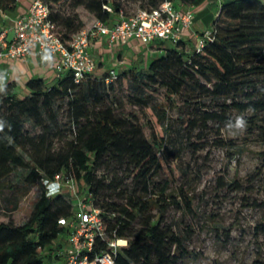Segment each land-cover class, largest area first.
<instances>
[{
  "label": "trees",
  "instance_id": "1",
  "mask_svg": "<svg viewBox=\"0 0 264 264\" xmlns=\"http://www.w3.org/2000/svg\"><path fill=\"white\" fill-rule=\"evenodd\" d=\"M17 1L0 0V13L15 10ZM123 1L47 0V3L51 19L67 39L84 26L75 11L78 7L94 20L110 23L121 13L128 15ZM133 1L140 3L139 8H150L163 0ZM119 79L146 89L153 85L162 88L170 103L186 94L182 101L198 103L200 108L205 105L203 98L208 96L220 109L202 112L199 117L203 122L229 121L225 112L231 108L239 114L250 110L252 115L243 118L251 129H258L264 143V0L221 1L210 35L199 50L182 38L152 59L144 71L123 69L120 73L115 71L114 77L109 71L104 76L89 73L79 82L74 81L70 72H65L49 86L41 78L28 79L23 96L12 91L10 82L5 86L6 91H0L3 124L0 191L3 179L16 167L24 169L25 185L53 179L62 173L65 178L74 179L78 192L86 188L93 206L99 209L106 233L126 240L118 248L114 264H177L187 255L184 238L162 218L169 205L177 201L166 192V183L157 186L153 181L161 165L160 151L169 137L168 124L162 123L167 118L166 112L157 106L145 107L150 110L147 135L136 116L116 112L105 101L108 90ZM234 94H244V99L236 100ZM136 97L143 105L145 95ZM61 98L67 99V112L74 129L66 146L55 149L45 119L56 122L54 104ZM226 99L230 101L226 103ZM26 121L41 130L31 134L25 128ZM194 123L196 120L192 118L191 124ZM216 142L219 146L232 143L222 138ZM259 157V166L248 177L251 182L264 179V148ZM113 164L116 172L123 170L130 176L129 185H122V179L107 180L106 174H97L102 167L110 168ZM261 186L264 188V181ZM26 191L25 188L23 193ZM72 199L66 193L48 196L42 190L22 224L0 223V264L50 261L51 245L60 233L66 232L59 219L76 213ZM182 202L187 210L191 209L188 195L182 194ZM260 203L264 206V202L253 204ZM257 229L264 233V223ZM105 246L99 240L97 250ZM253 264H264V259H255Z\"/></svg>",
  "mask_w": 264,
  "mask_h": 264
},
{
  "label": "rangeland",
  "instance_id": "2",
  "mask_svg": "<svg viewBox=\"0 0 264 264\" xmlns=\"http://www.w3.org/2000/svg\"><path fill=\"white\" fill-rule=\"evenodd\" d=\"M123 5L125 12L132 14L140 3L124 0ZM65 10L69 11L68 8ZM75 11L83 20V27H88L93 22V16L82 7ZM159 55L141 62L129 59L122 64H112V67L117 73L129 68L144 71L149 62ZM105 73L106 71L99 70L93 72L94 76H104ZM11 83L12 89L14 83ZM7 84L0 89L6 91ZM46 85L49 86L50 83ZM18 93L23 96L26 91ZM138 95H145L143 105L137 101ZM183 97L170 103L162 88L153 85L146 89L143 85L136 86L119 79L113 89L108 90L105 99L115 107L116 112L136 116L147 135L149 128L146 121L150 110L145 107L157 106L166 112L167 118L162 119V123L168 124L169 137L165 148L160 151L161 165L153 181L157 186L166 183V192L173 195L172 200L177 201L169 205L162 217L165 224L184 238L187 255L177 264H253L255 259H264V233L257 229L260 223H264V206L261 203L253 204L264 202V188L261 186L264 179L251 182L248 178L260 164L259 152L264 148V143L256 128L251 129L247 124L242 130L230 127L235 124L237 117H248L252 112L246 110L239 114L236 109L231 108L225 112L226 118L231 120L217 122L209 119L203 122L199 117L203 115L202 112L220 109L216 101L205 96V105L199 108L198 103L187 104L182 101ZM234 97L236 100H243L244 94H234ZM229 101L226 99V103ZM66 102V98L55 102L56 122L49 123V119H45L50 127L55 149L65 147L73 136L74 127ZM192 118L196 120L193 125ZM25 128L31 134H37L41 130V127L29 121L25 122ZM219 138L232 143L219 146L216 142ZM103 173L107 175V180L114 177L117 181L122 179V185H129L131 182L130 176L125 175L123 170L116 172L114 164L97 171V174ZM24 174V169L16 167L3 179L0 223L22 224L44 190L41 182L25 185ZM25 188L27 191L23 193ZM182 194L189 196L190 210L182 202ZM88 196L85 187L79 190L78 197L72 199L75 212L79 201L93 205ZM57 241L58 238H55L54 243Z\"/></svg>",
  "mask_w": 264,
  "mask_h": 264
},
{
  "label": "built area",
  "instance_id": "3",
  "mask_svg": "<svg viewBox=\"0 0 264 264\" xmlns=\"http://www.w3.org/2000/svg\"><path fill=\"white\" fill-rule=\"evenodd\" d=\"M111 11V8L104 5ZM14 36L6 39L0 33V60L25 58L33 53L50 54L55 58V67L63 73L70 72L75 82L97 69L88 47L92 40L105 38L107 45L127 44L137 40L143 44L155 41L176 43L184 37V32L193 24L191 9L179 11L172 0H163L157 6L138 8L134 13L120 14L110 23L95 19L88 27H83L65 39L59 27L50 17L47 0H31L25 14L13 21ZM210 31L196 36L195 47L199 50L208 38ZM114 77L115 70H109ZM110 79V78H109ZM107 79V81L109 80ZM45 194L58 193L78 197V186L74 179L65 178L58 173L53 179L41 181ZM90 198V196H88ZM77 212L70 218H60L59 223L66 228L60 233L58 241L51 245V260L41 264H114L115 254L123 238L109 236L105 231L99 209L92 203H77ZM99 240L106 244L98 249ZM123 244V245H124Z\"/></svg>",
  "mask_w": 264,
  "mask_h": 264
},
{
  "label": "crops",
  "instance_id": "4",
  "mask_svg": "<svg viewBox=\"0 0 264 264\" xmlns=\"http://www.w3.org/2000/svg\"><path fill=\"white\" fill-rule=\"evenodd\" d=\"M31 0H18L15 10L0 13V33L6 39L14 36L13 21L16 17L27 12ZM174 6L179 11L191 9L193 12V24L184 33V40H188L195 45L196 36L204 31H210L213 19L216 16L218 6L223 0H172ZM214 4L216 6L214 7ZM171 42L155 41L150 44H143L137 40H132L127 44L107 45L105 38L91 41L88 51L91 58L96 62L99 71L115 70L112 64H122L126 60L145 61L150 57L161 55ZM159 55V56H160ZM63 72L55 67V58L50 54H36L25 58L0 60V87L7 83H14L12 91H26L25 83L30 78H41L45 84L54 83L62 76Z\"/></svg>",
  "mask_w": 264,
  "mask_h": 264
},
{
  "label": "clouds",
  "instance_id": "5",
  "mask_svg": "<svg viewBox=\"0 0 264 264\" xmlns=\"http://www.w3.org/2000/svg\"><path fill=\"white\" fill-rule=\"evenodd\" d=\"M0 91H2V89H0ZM245 126H246V121L242 116L236 118L234 125H230V127H234L238 130H242ZM2 128H3V124L0 123V129Z\"/></svg>",
  "mask_w": 264,
  "mask_h": 264
},
{
  "label": "bare ground",
  "instance_id": "6",
  "mask_svg": "<svg viewBox=\"0 0 264 264\" xmlns=\"http://www.w3.org/2000/svg\"><path fill=\"white\" fill-rule=\"evenodd\" d=\"M119 244H124L123 240H120Z\"/></svg>",
  "mask_w": 264,
  "mask_h": 264
}]
</instances>
